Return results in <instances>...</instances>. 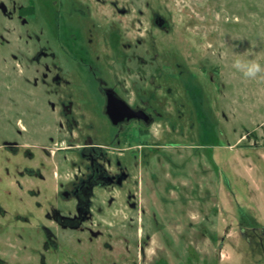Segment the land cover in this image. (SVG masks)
Here are the masks:
<instances>
[{"label": "flooded vegetation", "instance_id": "flooded-vegetation-1", "mask_svg": "<svg viewBox=\"0 0 264 264\" xmlns=\"http://www.w3.org/2000/svg\"><path fill=\"white\" fill-rule=\"evenodd\" d=\"M144 9L0 0V264H138L139 160L164 102L179 132L186 81L156 52L153 31L171 36V20ZM154 52L164 98L121 79L144 74Z\"/></svg>", "mask_w": 264, "mask_h": 264}, {"label": "rangeland", "instance_id": "rangeland-1", "mask_svg": "<svg viewBox=\"0 0 264 264\" xmlns=\"http://www.w3.org/2000/svg\"><path fill=\"white\" fill-rule=\"evenodd\" d=\"M145 2L171 20V36L153 31L156 52L168 50L167 63L183 68L186 81L179 132L166 127L172 105L164 102L155 147L139 160L137 262L264 264V82L231 66L234 52L264 63V0H137V8ZM156 52L144 74L122 73V81L157 91L165 77L157 79Z\"/></svg>", "mask_w": 264, "mask_h": 264}, {"label": "clouds", "instance_id": "clouds-1", "mask_svg": "<svg viewBox=\"0 0 264 264\" xmlns=\"http://www.w3.org/2000/svg\"><path fill=\"white\" fill-rule=\"evenodd\" d=\"M231 66L247 80L264 82V63L248 51L234 52Z\"/></svg>", "mask_w": 264, "mask_h": 264}]
</instances>
